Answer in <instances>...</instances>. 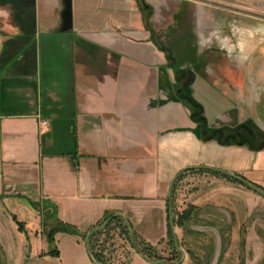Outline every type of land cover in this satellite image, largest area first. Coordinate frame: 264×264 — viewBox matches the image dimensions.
<instances>
[{"label":"crops","instance_id":"1","mask_svg":"<svg viewBox=\"0 0 264 264\" xmlns=\"http://www.w3.org/2000/svg\"><path fill=\"white\" fill-rule=\"evenodd\" d=\"M133 1L0 0V239L10 229L24 245L12 217L28 231L18 213L31 200L83 233L105 215L121 214L156 246L166 236L172 183L188 167L238 179L210 173L217 179L207 196L242 197L248 214L264 198L239 182L264 189V146L200 139L188 98H172L167 55L154 46ZM209 86L197 77L190 96L215 104L218 89ZM34 214L29 232L37 242L44 224ZM85 247L87 258L70 264L90 262ZM129 264L154 263L135 253Z\"/></svg>","mask_w":264,"mask_h":264},{"label":"rangeland","instance_id":"2","mask_svg":"<svg viewBox=\"0 0 264 264\" xmlns=\"http://www.w3.org/2000/svg\"><path fill=\"white\" fill-rule=\"evenodd\" d=\"M133 2L136 5L135 15L142 18L154 46L167 55L166 65L170 71L166 72V79L168 87H172L173 96L179 91L183 99L181 89L197 77L200 81L202 79L218 89L213 90L215 96L211 101L215 104L206 106L185 98L190 114L197 119L203 118V124L212 130L224 129L227 135L240 133L241 139L245 137L264 146V0ZM128 49L132 50L131 47ZM191 67H195L194 72ZM200 92L202 88L198 93L203 98ZM170 95L168 98H171ZM184 173L172 185L171 202L176 211H182L187 205L196 206L194 221L185 230L173 227L176 244L184 253L183 259L181 254L179 257L166 246L165 238L155 246L165 263L196 264L197 259L199 264H264V198H257L253 212L248 214L242 197L216 193L212 197L207 196L212 181H215L213 178L217 179L210 173ZM219 180L221 182L222 179ZM255 197H264V194ZM208 198L212 202L208 203ZM221 207L228 212L219 211ZM4 213L10 216V208L4 209ZM19 213L21 219H18L32 230L34 211L25 205ZM56 216L55 211L51 212L49 222L40 226L37 242L33 233L23 229L20 232L24 238L23 245L10 229H6L0 239V264H70L74 257L87 258L85 244L89 231L83 233L74 227L73 235L60 231L54 234L57 241L63 234L77 237L84 244L80 248L70 246L67 240L61 239L50 245ZM39 219L42 222L43 215ZM131 231L134 232L132 227ZM119 233L120 230L114 227L107 236L97 238L106 264H129L136 253L125 236ZM220 236L225 237L227 244L219 258ZM55 245L60 252L59 257L42 260L41 257H47L49 249Z\"/></svg>","mask_w":264,"mask_h":264},{"label":"trees","instance_id":"3","mask_svg":"<svg viewBox=\"0 0 264 264\" xmlns=\"http://www.w3.org/2000/svg\"><path fill=\"white\" fill-rule=\"evenodd\" d=\"M142 2H143V0H142ZM143 6L146 10L148 9L147 6H145V5H143ZM202 82H203V80H202ZM190 87H191V84L189 86H187L186 88H183V92L182 91H180V92L185 97L190 98L192 101H195L190 96ZM210 88L214 89L213 87H210ZM178 93H179V91H178ZM176 96L177 95H174L172 98L175 100L176 99L179 100L178 97H176ZM191 118L194 122L197 123V127H196L195 132L200 137V139L202 141L215 139L218 142L224 143V142H230L229 139H231L230 143L236 142L239 145L243 144L242 142H245V141L246 142H252L250 139H245V137L241 139L240 135H239L240 133H237L236 135H234V134L233 135H227L223 132L222 129L221 130H212V129L208 128L205 124H203V120H204L203 118L197 119L194 117V114H191ZM192 171L211 173L212 175H214L216 177L219 176V177L224 178V179L231 181V182H236V180L238 181V179H236L235 177H230L229 175H227L225 173L218 172V171H215L212 169L199 168L197 170H188L187 172H192ZM184 174L185 173H180L176 177L175 181L179 180ZM239 182L241 184L247 186L248 188H252L257 192L264 194V189L260 188L259 186H256V185L249 186L248 184H246L244 182V179H243V181H239ZM171 190H173V186H172ZM171 201H172L171 197H169V199L167 200V213H168V221L169 222L167 223V231H166L165 240H166V246L169 247L171 249V251H173V253L177 254L180 257L181 253L178 251V246L176 244L177 243L176 237L174 236V233H173V227H177L179 229L185 230L186 226H188L189 224H192L194 221V213H195L196 207L194 205H187L186 208L183 209L182 211H176L173 208ZM27 204L32 210L36 211L39 216L43 215L42 224H44V225L46 224V222L48 220H50L49 219L50 213L54 212V209L52 208L50 210V207L48 205L41 206V204H38L37 202L35 203L34 201H31V200H28ZM44 212H45V215H44ZM169 217H170V219H169ZM108 219H110V221L104 226V228L100 231H97V232L91 234L87 238V241H86L87 250H88L91 258L94 260V262L100 263V264H106L105 263L106 260L104 259V255H103V250H102L100 244L97 243V238L99 236H102V235L107 236L115 227V228H118L120 230L119 234H121L122 236H125V239L130 244L131 248L134 249L135 252L137 254H139L140 256H142L145 260H147L149 262H154L156 264H168V263H165L163 258L159 255L155 246L147 243L146 241H144L141 237H139L136 233H134L132 231H131L132 234L130 235L128 230H127V226L131 229L130 224L127 223V226H126L123 223L122 218H120L118 216H114L113 214L105 215L101 222H99L98 224H96L94 227H92L90 229L88 234L90 232H92L94 229L101 227ZM12 220L16 224L18 231L22 232L24 229L22 222L18 221L16 219V217H12ZM54 223L55 224L53 225V227H54L53 233L50 234V240H49V243H51L50 245H52V244L54 245V234H56L59 231L65 233V234L68 233V234L73 235L74 227L63 223V222L59 221L58 219L56 221H54ZM220 240H221V250H220L219 258L223 255V253L225 251V246L227 244L225 242V237L220 236ZM159 243H161V241ZM47 254H48V256H51V257H57V258L59 257V252H58V249L56 248V246L51 248ZM171 264H177V263H171ZM196 264H199V260H197V259H196Z\"/></svg>","mask_w":264,"mask_h":264},{"label":"water","instance_id":"4","mask_svg":"<svg viewBox=\"0 0 264 264\" xmlns=\"http://www.w3.org/2000/svg\"><path fill=\"white\" fill-rule=\"evenodd\" d=\"M192 169V167H188V168H185V169H183L182 171H181V173H183V172H186V171H188V170H191ZM176 179V178H175ZM175 179H174V181H175ZM174 181H173V183H174ZM173 183H172V185H173ZM172 188V187H171ZM262 194V193H261ZM114 216H118V217H120V218H122V220H123V223L127 226V221H126V219L121 215V214H115ZM110 221V219H108L101 227H98V228H96V229H94L92 232H90L88 235H87V237H86V239L91 235V234H93V233H95V232H97V231H100V230H102L103 228H104V226L108 223ZM127 230H128V232H129V234L131 235L132 234V232H131V229L127 226ZM178 251L181 253V255H182V259H183V257H184V253L182 252V250L180 249V248H178ZM88 255H89V260H90V262H91V264H100V263H96V262H94V260L91 258V256H90V254H89V252H88ZM151 263H154V262H151ZM154 264H156V263H154Z\"/></svg>","mask_w":264,"mask_h":264}]
</instances>
